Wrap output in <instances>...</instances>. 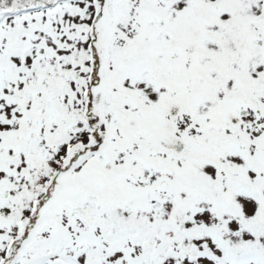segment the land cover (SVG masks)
I'll return each instance as SVG.
<instances>
[{
	"label": "snow or ice",
	"instance_id": "1",
	"mask_svg": "<svg viewBox=\"0 0 264 264\" xmlns=\"http://www.w3.org/2000/svg\"><path fill=\"white\" fill-rule=\"evenodd\" d=\"M0 264H264V0H0Z\"/></svg>",
	"mask_w": 264,
	"mask_h": 264
}]
</instances>
